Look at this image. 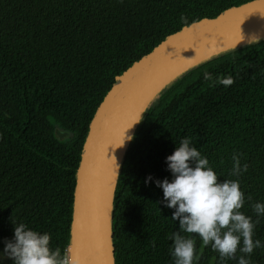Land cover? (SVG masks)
Segmentation results:
<instances>
[{"label": "trees", "instance_id": "16d2710c", "mask_svg": "<svg viewBox=\"0 0 264 264\" xmlns=\"http://www.w3.org/2000/svg\"><path fill=\"white\" fill-rule=\"evenodd\" d=\"M248 1L0 0V249L24 246L1 264H67L82 147L116 77ZM111 225L116 264H264V39L160 92L123 157Z\"/></svg>", "mask_w": 264, "mask_h": 264}, {"label": "water", "instance_id": "95a60500", "mask_svg": "<svg viewBox=\"0 0 264 264\" xmlns=\"http://www.w3.org/2000/svg\"><path fill=\"white\" fill-rule=\"evenodd\" d=\"M263 39L264 0H250L180 28L116 77L82 147L67 264H116L111 223L121 163L142 116L160 92L189 69Z\"/></svg>", "mask_w": 264, "mask_h": 264}, {"label": "rangeland", "instance_id": "374dc122", "mask_svg": "<svg viewBox=\"0 0 264 264\" xmlns=\"http://www.w3.org/2000/svg\"><path fill=\"white\" fill-rule=\"evenodd\" d=\"M56 134L59 135L61 139H65L67 137V135H65L61 130L58 129L56 130ZM23 248L24 246L22 244H16L0 249V264L20 254Z\"/></svg>", "mask_w": 264, "mask_h": 264}]
</instances>
